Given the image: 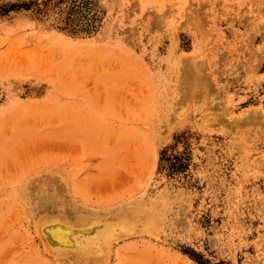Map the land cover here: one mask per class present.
<instances>
[{
  "label": "rangeland",
  "instance_id": "obj_1",
  "mask_svg": "<svg viewBox=\"0 0 264 264\" xmlns=\"http://www.w3.org/2000/svg\"><path fill=\"white\" fill-rule=\"evenodd\" d=\"M196 260L264 264V0H0V264Z\"/></svg>",
  "mask_w": 264,
  "mask_h": 264
},
{
  "label": "bare ground",
  "instance_id": "obj_2",
  "mask_svg": "<svg viewBox=\"0 0 264 264\" xmlns=\"http://www.w3.org/2000/svg\"><path fill=\"white\" fill-rule=\"evenodd\" d=\"M49 216H48V218H49ZM51 219L50 220L47 219L48 221H46L45 219H42V221L45 220L44 222H42L41 219H40V224H39V229L38 230H39V234H40V231L42 232L43 238L46 239V241L48 242L49 246H51V248L53 250L61 251L59 254H64L65 251H68V252L69 251L75 252V251H78V250L79 251L80 250H89L90 251V249H94V248H97V249L99 248L98 249L99 253H101V251H102V253H105V252H103V250L100 251V247L99 246L102 243L106 244L105 245L106 248L104 250L109 249L108 246H107V244H109V243H107V239L111 240L110 238H111V235L113 233H111V230L109 229V226H106L107 224H104V223H103L104 225L100 224V223H98V221H95L92 218L93 219L92 222L91 221L88 222V223L85 222V223H83L81 225H76V226L74 225L73 226V225H69L67 222H65L66 220L65 221L61 220L60 221L58 219L57 220L56 219H52L51 220ZM87 219L88 218H86V220ZM79 221H82V220H79ZM108 223H109V221H108ZM76 224H80V223H76ZM113 227H112V229H113ZM113 231L115 232V230H113ZM44 235H45V237H44ZM103 247H104V245H103ZM62 251H63V253H62ZM83 252H85V254H86V251H82V253ZM107 252H109V250ZM56 253H58V252H56ZM66 253L67 252H65V254ZM108 254L109 253H107V255ZM97 256H100V255H97Z\"/></svg>",
  "mask_w": 264,
  "mask_h": 264
},
{
  "label": "trees",
  "instance_id": "obj_3",
  "mask_svg": "<svg viewBox=\"0 0 264 264\" xmlns=\"http://www.w3.org/2000/svg\"><path fill=\"white\" fill-rule=\"evenodd\" d=\"M20 6L19 5H14V4H11L8 8H4V9H1L2 12L1 13H6L8 11H10L11 9H18ZM25 8H29L28 5L25 6ZM197 261V260H196ZM198 263H200L199 261H197ZM201 264V263H200Z\"/></svg>",
  "mask_w": 264,
  "mask_h": 264
}]
</instances>
